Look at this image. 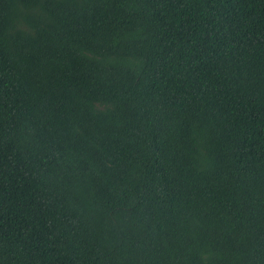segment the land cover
<instances>
[{
  "label": "trees",
  "instance_id": "trees-1",
  "mask_svg": "<svg viewBox=\"0 0 264 264\" xmlns=\"http://www.w3.org/2000/svg\"><path fill=\"white\" fill-rule=\"evenodd\" d=\"M0 264H264V0H0Z\"/></svg>",
  "mask_w": 264,
  "mask_h": 264
}]
</instances>
